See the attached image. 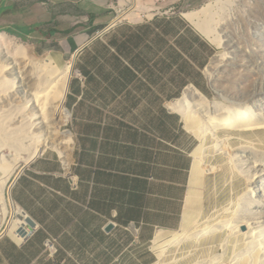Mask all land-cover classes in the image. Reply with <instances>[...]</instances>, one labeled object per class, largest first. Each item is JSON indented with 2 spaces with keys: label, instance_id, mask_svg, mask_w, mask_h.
<instances>
[{
  "label": "crops",
  "instance_id": "0c3cea01",
  "mask_svg": "<svg viewBox=\"0 0 264 264\" xmlns=\"http://www.w3.org/2000/svg\"><path fill=\"white\" fill-rule=\"evenodd\" d=\"M144 1L158 11L149 20L114 21L112 0H0V30L41 44L61 65L74 61L66 109L75 138L16 179L18 215L35 226L21 243L24 220L8 224L0 209V264H158V234L200 212L199 138L181 106L214 97L207 69L217 46L188 12L206 0ZM49 236L59 241L54 256L44 252Z\"/></svg>",
  "mask_w": 264,
  "mask_h": 264
},
{
  "label": "rangeland",
  "instance_id": "374dc122",
  "mask_svg": "<svg viewBox=\"0 0 264 264\" xmlns=\"http://www.w3.org/2000/svg\"><path fill=\"white\" fill-rule=\"evenodd\" d=\"M220 1L206 0L201 7L188 11H193L190 21L217 46L207 69L214 97L200 104L185 97V107L181 106L188 126L199 138L195 159L203 178L194 191L200 212L181 230L158 234V264H264V125L256 129H222L215 139L203 118L207 109L215 117L231 119L238 112L252 121L264 122V0H230L225 7L217 5ZM0 33L13 37L22 49L20 62L26 70L31 62L52 57L41 44L32 45L24 35L6 30ZM1 55L0 67L10 72V63L5 61L8 59ZM23 94L17 89L2 93L0 117L17 114L16 97ZM203 104L204 111L200 109ZM18 128L22 135H7L2 143L12 146L18 138L21 147H12L19 150L0 151V209L8 222L13 216L12 188L28 164L26 159L48 142L59 149H47L62 154L72 148L62 144L66 131L73 133L71 121L64 123L60 116L54 117L49 129H40L39 125ZM14 208L20 213L15 204ZM193 230L218 232L172 245L175 238Z\"/></svg>",
  "mask_w": 264,
  "mask_h": 264
},
{
  "label": "bare ground",
  "instance_id": "6f19581e",
  "mask_svg": "<svg viewBox=\"0 0 264 264\" xmlns=\"http://www.w3.org/2000/svg\"><path fill=\"white\" fill-rule=\"evenodd\" d=\"M230 4V0H221L217 5L219 7H225ZM0 49V53H2L1 57L8 59L5 61L10 63V72H7L6 68L3 69V67H0V96L2 93H6L12 89L23 90L24 92L21 97H16V101L18 102L19 106L18 113L14 114V116L11 113H7L5 114V118L4 116L0 117V151L6 152L7 150H11L9 152L12 153L14 150H19L12 146H17L19 148L21 147L20 139L15 138V140H13L11 143L12 146L2 142H5V137L7 135L14 136L17 132L22 135V130H20L18 127L39 125L40 129H49L55 116H60L64 123L71 121L72 113L66 109L65 102L68 93L69 81L74 72V61H70L65 65H61L54 58L46 57L44 59L31 62L29 64L28 70H26L27 66H22L20 62L22 49L18 47L13 37L7 35V33H0ZM192 99L196 103L200 104L207 98L198 95ZM200 109L203 111L205 110L204 104L200 107ZM203 115V118H205L206 123L209 125V132L213 133L212 136L215 139L219 138L218 132L222 129H256L261 128L264 125L263 121H252L238 112L233 113L231 115V119H228V116H212L208 113L207 109ZM199 130L202 133L203 130ZM64 135L66 137V141L62 142V144L73 146L74 139L72 137V133H68L66 131ZM203 137L205 138L204 135ZM51 146L59 149V147L51 144L50 142L43 146H38V148L28 157V159H26L27 163H29L31 160H34V158L39 156ZM11 201L13 204V216L9 220L8 224L11 222L23 223L22 218L19 217V213L14 208L15 203L13 202L12 195ZM222 231H225V229ZM215 232L218 231L213 230L202 233L198 230H193L189 231L187 234H184L182 237L179 236L175 238L171 243L173 246H180L185 242L198 240L203 236ZM258 251L260 254L261 249Z\"/></svg>",
  "mask_w": 264,
  "mask_h": 264
},
{
  "label": "built area",
  "instance_id": "2783aa9c",
  "mask_svg": "<svg viewBox=\"0 0 264 264\" xmlns=\"http://www.w3.org/2000/svg\"><path fill=\"white\" fill-rule=\"evenodd\" d=\"M111 7L113 9L114 18L113 20H129L125 16L139 15L140 20H149L150 15L157 14L158 11L146 9V3L144 0H112ZM146 9V11H144ZM25 168V167H24ZM23 168V169H24ZM65 174L71 177L74 182L77 179V176L72 169L68 167L65 170ZM74 186H77V181L74 183ZM32 230H28L26 235L16 233L18 240L23 243L31 234ZM59 247V241L57 237L49 236L45 241L44 252L49 256H54Z\"/></svg>",
  "mask_w": 264,
  "mask_h": 264
},
{
  "label": "water",
  "instance_id": "95a60500",
  "mask_svg": "<svg viewBox=\"0 0 264 264\" xmlns=\"http://www.w3.org/2000/svg\"><path fill=\"white\" fill-rule=\"evenodd\" d=\"M24 220V223L22 225L19 226L18 228V233L22 234V235H26L28 230H32L35 226V221L29 217L28 215H26V217H21ZM114 227V225L111 223L107 229L111 230Z\"/></svg>",
  "mask_w": 264,
  "mask_h": 264
}]
</instances>
